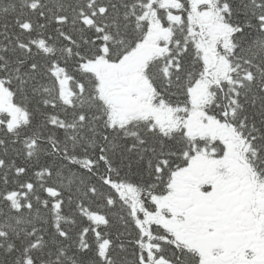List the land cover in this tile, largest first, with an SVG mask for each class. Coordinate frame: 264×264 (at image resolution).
Segmentation results:
<instances>
[{
	"label": "snow or ice",
	"instance_id": "obj_1",
	"mask_svg": "<svg viewBox=\"0 0 264 264\" xmlns=\"http://www.w3.org/2000/svg\"><path fill=\"white\" fill-rule=\"evenodd\" d=\"M0 264H264V0H0Z\"/></svg>",
	"mask_w": 264,
	"mask_h": 264
}]
</instances>
